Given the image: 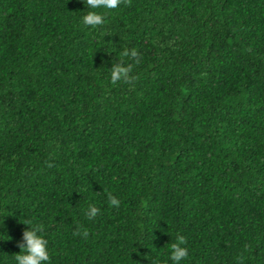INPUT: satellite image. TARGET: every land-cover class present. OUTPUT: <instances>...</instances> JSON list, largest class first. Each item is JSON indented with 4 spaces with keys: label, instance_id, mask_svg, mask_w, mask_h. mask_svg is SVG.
Instances as JSON below:
<instances>
[{
    "label": "trees",
    "instance_id": "1",
    "mask_svg": "<svg viewBox=\"0 0 264 264\" xmlns=\"http://www.w3.org/2000/svg\"><path fill=\"white\" fill-rule=\"evenodd\" d=\"M90 11L0 0V264H264V0Z\"/></svg>",
    "mask_w": 264,
    "mask_h": 264
},
{
    "label": "clouds",
    "instance_id": "2",
    "mask_svg": "<svg viewBox=\"0 0 264 264\" xmlns=\"http://www.w3.org/2000/svg\"><path fill=\"white\" fill-rule=\"evenodd\" d=\"M84 5L93 11L88 12L83 16L82 22L86 26L96 28L104 23V17L97 13L96 9H115L121 3V0H83ZM124 55L137 58L138 52L133 49L130 52H125ZM131 72L130 66L116 65L110 71L111 83L116 84L118 81L127 80L128 74ZM109 205L119 207V201L114 196H109ZM100 213V209L95 206H89L86 213L89 219L96 217ZM44 228L37 225L36 228L27 230L23 234L25 244L21 247L20 252L16 254V264H49L50 256L48 252V240L44 237ZM79 234V233H77ZM84 237H87V232H83ZM185 239L182 236H177L176 243L171 246L170 260L173 264H181L188 256V249L184 247Z\"/></svg>",
    "mask_w": 264,
    "mask_h": 264
}]
</instances>
